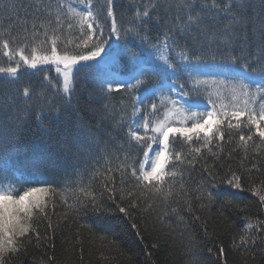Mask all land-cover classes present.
I'll return each instance as SVG.
<instances>
[{"label":"snow or ice","instance_id":"1","mask_svg":"<svg viewBox=\"0 0 264 264\" xmlns=\"http://www.w3.org/2000/svg\"><path fill=\"white\" fill-rule=\"evenodd\" d=\"M79 4L83 5L82 10L65 0H0V11L6 22L0 25V49L14 61V66L0 67V74L4 76L0 80V165L7 167L9 156L18 149L22 132L33 114L40 121L45 119V111L67 113L71 110L79 114L80 102L73 80L81 69L85 70V81L92 77L91 87L85 84L81 89L88 94V109L101 120L111 115L109 103H104L102 109L93 105L107 101L113 93L127 94L129 104L121 108L120 120L114 126V131L127 127V139L120 145L123 156H114L118 161L115 168L111 167L113 160L106 156L108 175L97 184L96 177L102 173L96 169L88 183L77 188L69 187L67 176L53 175L50 181L38 176L26 178L22 184L39 186L21 191L11 182L10 186L3 187L5 178L0 177V264H19L18 258L27 251L26 243H31L33 236L40 239L38 228L33 225L38 226L42 219H47V206L40 194H47L50 189L71 193V203L69 199L63 203L73 215L81 218L95 215L99 222L95 223L94 230L105 234L101 239L106 238L108 228L104 221L109 213L118 210L131 216L139 210L137 193L141 189H154L161 194L157 206L164 210V218L175 215L182 224H188V220L180 212L194 213L192 194L210 205L218 204L217 213L225 220L233 213L247 214L257 205L264 210V179H260L257 187L256 178L246 177L247 173L261 172L264 165L258 167L261 161H257L251 168L244 167L250 148L257 152L264 148V0H148L137 5L130 17L121 9V0H79ZM103 20H110L107 36ZM65 30L78 31L80 43L75 44V49L84 54L69 55L63 39ZM130 41L135 46H130ZM61 46L63 54L58 52ZM49 63L55 64L58 72L63 65L62 89L45 76L38 82H29L21 93L20 70H39L38 66ZM94 66L100 69L98 75L92 74ZM253 75L259 77L258 82L252 79ZM181 78L192 81L191 93L178 91L176 85ZM215 84L228 88L231 106L236 110H225L226 106L217 104L208 87H201ZM183 88L179 84V89ZM190 94H207L203 110L194 111L195 105L186 106L184 97ZM161 107L165 108L164 118L153 119ZM128 108L131 113L125 119ZM136 117L143 119L138 123ZM242 118H246L243 126ZM142 129L144 135H141ZM234 130L238 134L236 147L244 154L240 160L241 171H234L228 165L224 176H219L215 169L224 167L219 163L224 160L221 153L225 144L233 143ZM148 132L152 135H147ZM78 133L75 141L60 142V151L76 160L91 155L92 146L99 143L97 133L79 116ZM176 137L188 143V152L183 158L169 146L170 138ZM210 145L216 148L215 152ZM202 149L211 153L212 165L208 164V155ZM235 151V148L228 151V159ZM170 154L174 159L169 160ZM197 163L203 178L194 181L191 171ZM32 166L54 174L57 171L51 157H37ZM166 167L177 170L166 172ZM113 172L119 174V181L111 175ZM161 181L167 187H157ZM193 182L194 189L190 187ZM245 183L249 185L247 188ZM218 184L253 192L259 199L241 201L235 193L215 191ZM200 219L192 216L193 223ZM244 219L249 221L248 229L255 228V234L245 231L234 247L240 249L244 264H255L257 253L264 256L261 235L264 220L257 219L253 225L251 217L245 215ZM48 227H52L50 222ZM204 233L208 234L206 226ZM189 243V264H205L195 250L194 241L190 239ZM219 251L222 255L224 248Z\"/></svg>","mask_w":264,"mask_h":264},{"label":"trees","instance_id":"2","mask_svg":"<svg viewBox=\"0 0 264 264\" xmlns=\"http://www.w3.org/2000/svg\"><path fill=\"white\" fill-rule=\"evenodd\" d=\"M19 2H27V0H19ZM76 2L79 3V0H76ZM147 2L148 0H121V9L130 17L136 10L137 5ZM220 2H223V0H220ZM5 23L2 11H0V25ZM102 23L105 36H107L110 20H103ZM155 34L153 32V35ZM78 37L79 33L76 30H65L63 33L64 43L67 44L69 55L84 54L75 49V44L80 43ZM112 39L115 40L116 38L113 37ZM68 41H73V43L68 44ZM121 43L124 42L121 41ZM129 44L135 46V42L130 41ZM83 47L84 45H81V48ZM58 52L63 54V46L58 48ZM99 60L100 58H97V61ZM9 66H14V61L9 60V57L4 55V50L0 49V67ZM38 68L39 70H20L22 73L20 76L21 93L23 87L28 86L29 82H38L45 76L52 79L53 83L62 89L63 65L60 66V72L57 71V66L52 63L38 66ZM98 69L94 66L92 74L97 75ZM84 71V69H81L80 72L76 73L73 80V86L76 88L80 102L79 114L72 113L71 110L67 113L64 111L59 113L45 111L43 121L38 120L33 114L22 132L18 149L9 156L7 167L0 165V177L5 178L3 184L11 182L22 191L26 187L39 186L22 184V181L26 178L38 176L41 180L47 179L50 181L52 176L56 175L57 178L67 176L70 181L69 187L77 188L87 184L89 177L96 169H99L102 173V175L96 177L97 184L108 175L105 172L106 156L108 159L113 160L111 167L115 168L118 161L114 160V156H123L120 145L127 139V127L114 131V126L120 120L121 108L129 104V100L126 93H113L107 101L101 100L98 104L93 105L102 109L104 103H109L108 111L111 115L101 120L99 115H94L89 111L88 94L81 91L85 84L91 87L92 83L91 76L85 81ZM3 78V74H0V80ZM182 80L184 78L180 79V81ZM183 85L184 89L182 91L191 93L192 85L187 82ZM142 92L143 89H141ZM199 96L203 97V95ZM190 97L197 98L198 96L190 94ZM155 99L158 103V99L156 97ZM73 103H76V99L73 100ZM130 113L131 109L128 108L125 119ZM78 116L82 117L97 133L99 143L92 146L91 155L76 160L72 157H66L60 151V142L63 140L75 141L77 139L79 135ZM245 119L242 118L240 121L242 126ZM233 123H237V121L233 120ZM109 134L114 139L110 138ZM245 135H247L246 130ZM225 140H227V136ZM237 141V130H234L233 143L231 145L225 144V150L221 153L224 160L219 161V163L224 164V167L215 169L219 176H224L228 165H231L234 171H241L240 160L244 154L240 148L236 147ZM255 141L258 144L259 138L256 137ZM213 145L209 147L212 148V152H215L216 148ZM169 146L174 151L180 152L181 158L188 152V143L182 141L180 137H176L174 140L170 138ZM193 146H198V144ZM232 148H235L236 151L231 159H228L227 153ZM202 151L208 155V164L212 165L211 153H208L207 149H202ZM249 153V158L244 164L245 168H251L252 163L257 161H261L258 167L264 165V148H261L258 152L250 148ZM37 157H51L57 166L56 173L54 174L47 169H35L32 166V161ZM172 159L174 157L170 154V160ZM97 161L99 162L97 163ZM178 168L187 173L182 165H178ZM176 170V168L167 167L165 169L166 172ZM111 175L119 181L118 173L113 172ZM204 175L206 176V174ZM248 175L256 178L255 185L260 187V179H264V167H262L261 172L253 171L247 173L246 177ZM191 176L194 181L203 178L199 163L194 165ZM164 179L166 181L167 176ZM159 186L167 187L164 181L157 185V187ZM248 186L245 183V188ZM53 187L59 188L60 186L53 185ZM190 187L194 189L196 187L195 182ZM176 189L179 190V185L176 186ZM215 191L228 195L235 193L241 201L257 202L259 199L253 192L229 189L226 184H218ZM70 195V192L59 193L53 192L51 189L45 194L43 203L47 206V219H42L38 226L33 225V227L38 228L40 239L37 240L33 236L31 243H26L27 251L18 258L19 264H189L190 239L194 241L195 250L205 264H224L225 261H227V264H244L240 249L234 247V242L239 244L240 237L245 234V231L255 234V228L248 229L246 227L249 221L245 220L244 216L251 217L253 225L256 224L257 219L264 220V210H260L258 205L247 214L233 213L228 220H225L217 213L218 204L210 205L207 200H198L195 198L196 194H192L194 213L180 212L179 215L184 216L188 220V224L178 223V217L175 215H172L171 219L164 218V210L157 206V198L161 194L156 193L154 189L153 191L141 189L137 193L139 210L132 212L131 216L120 213L118 210L109 213V218L104 221L108 228L106 238L101 239V236L105 234L94 230L95 223L99 222L96 220L95 215L83 218L77 217L65 206L63 201L69 199ZM118 197L119 192L117 193V203H119ZM69 203H71L70 199ZM202 205L207 206L202 207ZM176 206L172 204V207ZM66 215L67 219H65ZM193 215L200 216V221L193 223ZM49 222L52 227H48ZM133 225H136V227H133ZM205 226L208 229L207 235L204 233ZM181 232H183V236H181ZM261 235L264 236V234ZM221 247L224 248L222 255L219 251ZM209 248L212 249L211 252L208 251ZM255 264H264V256L257 253Z\"/></svg>","mask_w":264,"mask_h":264},{"label":"rangeland","instance_id":"3","mask_svg":"<svg viewBox=\"0 0 264 264\" xmlns=\"http://www.w3.org/2000/svg\"><path fill=\"white\" fill-rule=\"evenodd\" d=\"M66 3H70L73 7H77L78 9H83L77 2L76 0H66ZM102 56L104 55V53L101 54ZM123 78H126V76H124ZM225 79L227 77H224ZM252 79L257 80V82L259 81V77L253 75ZM189 83L190 85H192L193 88V83L191 80H188L187 78H184V80L180 81L179 83L176 85L178 91H182L181 89H179V84H183V83ZM201 87H208L209 91L212 92L213 95V99L217 100V104L219 105L220 103H223L226 106L227 111L231 112L233 110H236L235 108H233L231 106L232 101L230 98V92L228 90V88L225 85H221V84H215V85H210V86H201ZM186 92V91H184ZM167 94V93H166ZM158 99V104L160 103V98L159 96L156 97ZM177 98V97H174ZM207 99L208 96L207 94H203V97L198 96L197 98H191L190 95L187 97H184V100L186 101V106L187 105H195V107L193 108V110H203L205 105L207 104ZM259 104V97L257 98V105ZM164 113H165V108L161 107L159 112L157 113V116L153 119H163L164 118ZM137 122L139 123L143 117H136ZM175 119V118H173ZM145 132L142 129L141 130V135H144ZM147 135H152L151 132H148ZM169 160H170V155H169ZM0 190H2V188H0ZM13 194H17V193H13ZM41 198H42V202L44 201V197L45 194H40Z\"/></svg>","mask_w":264,"mask_h":264}]
</instances>
